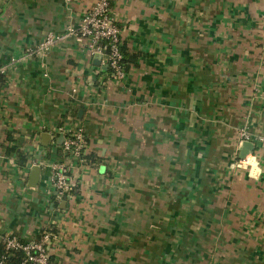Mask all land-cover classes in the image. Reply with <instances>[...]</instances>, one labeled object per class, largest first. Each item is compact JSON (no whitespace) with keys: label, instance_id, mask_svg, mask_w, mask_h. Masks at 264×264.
<instances>
[{"label":"crops","instance_id":"crops-1","mask_svg":"<svg viewBox=\"0 0 264 264\" xmlns=\"http://www.w3.org/2000/svg\"><path fill=\"white\" fill-rule=\"evenodd\" d=\"M95 1L0 0V264L7 236L45 233L52 264H264V0H114L122 81L66 36Z\"/></svg>","mask_w":264,"mask_h":264},{"label":"built area","instance_id":"built-area-1","mask_svg":"<svg viewBox=\"0 0 264 264\" xmlns=\"http://www.w3.org/2000/svg\"><path fill=\"white\" fill-rule=\"evenodd\" d=\"M114 0H96L84 14L76 28L70 27L67 35H74L78 41L89 40L93 56H102L104 65L111 71L114 80L122 81L126 78L124 55L122 52L121 30L112 15V2ZM61 36L50 35L37 48V53L47 56L51 49L62 41ZM14 60H12L13 62ZM44 66V65H43ZM7 72V67L0 66V78ZM77 90H73L76 93ZM243 139L248 140L242 133ZM264 142V139L260 140ZM86 138L82 128L78 127L64 135L61 144V158L50 165L52 171L51 183L59 198L75 199L74 183L71 178V169L77 162L84 161L86 151ZM254 156L252 152L249 156ZM246 157V158H247ZM246 158L241 159L236 166L246 164ZM51 235L45 233L39 240L24 242L16 236H7L4 239L5 256L1 264L7 263V257L23 252L25 259L22 264H52L48 255V242Z\"/></svg>","mask_w":264,"mask_h":264},{"label":"water","instance_id":"water-1","mask_svg":"<svg viewBox=\"0 0 264 264\" xmlns=\"http://www.w3.org/2000/svg\"><path fill=\"white\" fill-rule=\"evenodd\" d=\"M64 140V138H63ZM255 147L254 144L251 142H245L243 144V148L240 152V159H245L248 155H250L252 152H254ZM39 174H40V168L36 167L34 169L32 178H31V186H36L39 180Z\"/></svg>","mask_w":264,"mask_h":264},{"label":"trees","instance_id":"trees-1","mask_svg":"<svg viewBox=\"0 0 264 264\" xmlns=\"http://www.w3.org/2000/svg\"><path fill=\"white\" fill-rule=\"evenodd\" d=\"M111 73V71H109ZM19 160H20V163L21 164H26V157H24L22 154H19ZM6 252H5V247L3 246L1 248V258L3 259V257L5 256ZM25 259V255L23 252H18V253H15L14 255L12 256H8L7 257V263L8 264H22L23 261Z\"/></svg>","mask_w":264,"mask_h":264},{"label":"rangeland","instance_id":"rangeland-1","mask_svg":"<svg viewBox=\"0 0 264 264\" xmlns=\"http://www.w3.org/2000/svg\"><path fill=\"white\" fill-rule=\"evenodd\" d=\"M54 163V162H53Z\"/></svg>","mask_w":264,"mask_h":264}]
</instances>
